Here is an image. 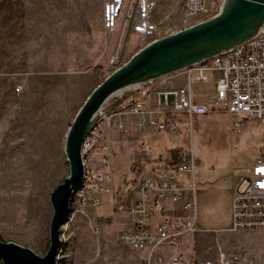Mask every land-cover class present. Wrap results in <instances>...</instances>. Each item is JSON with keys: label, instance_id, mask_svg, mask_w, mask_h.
<instances>
[{"label": "rangeland", "instance_id": "obj_1", "mask_svg": "<svg viewBox=\"0 0 264 264\" xmlns=\"http://www.w3.org/2000/svg\"><path fill=\"white\" fill-rule=\"evenodd\" d=\"M156 1L159 10L150 19L159 24L158 33L180 28L181 2ZM102 3L41 0L36 17L15 32L18 37L11 45L9 37L14 33H2L6 42L0 45V239L39 254L45 253L49 242V193L68 173L63 144L69 123L92 87L142 46L136 32L102 27ZM206 73L207 80L190 76L196 99L216 92L212 71ZM163 76L148 85L168 88L185 79L183 70ZM170 115L179 122L176 128H154L144 134V144L130 147L132 139L117 149L113 188L99 195L97 207L70 202L60 229L56 264H143L147 260L145 249L134 250L118 240V232L129 226V216L114 207L136 195L131 163L147 168L157 158L151 152L162 149L161 143L193 147L195 165L185 176L188 179L194 172L195 211L203 230H198L195 218L196 229L181 234L180 246L156 252L170 259L185 252L192 264H264V227L229 229L233 184L258 157L264 124L250 118L235 132L234 115L217 106L194 115L190 124L180 112Z\"/></svg>", "mask_w": 264, "mask_h": 264}, {"label": "built area", "instance_id": "obj_2", "mask_svg": "<svg viewBox=\"0 0 264 264\" xmlns=\"http://www.w3.org/2000/svg\"><path fill=\"white\" fill-rule=\"evenodd\" d=\"M221 1L181 0V27L190 18L192 22L206 18ZM158 10L156 0H103L101 24L109 31L118 27L119 33L124 28L136 32L144 45L163 35L158 33L159 24L150 19ZM182 70L185 73L182 84L162 89L142 85L127 92L113 109L100 116L82 141L84 177L72 192V204L97 207L99 195L113 188V154L121 145L112 137L111 122L116 117L115 126L128 133L127 125L119 118L121 114L134 118L139 130L149 125L167 131L176 128L179 122L170 115L174 112L184 114L190 124L194 115L206 113L210 106L234 115L231 123L235 132L250 118L264 124V23L256 36ZM207 71H212L216 92L199 100L192 94L190 76L207 80ZM175 160L153 161L133 179L135 197L119 201L114 207L129 216V226L118 232V240L134 250L145 249L147 260L143 264H192L185 252L173 259L156 252L157 248L180 246L181 234L196 229L193 174L189 179L185 176L196 161L192 145L179 147ZM262 185L264 143L258 157L234 183L229 229L264 227Z\"/></svg>", "mask_w": 264, "mask_h": 264}, {"label": "water", "instance_id": "obj_3", "mask_svg": "<svg viewBox=\"0 0 264 264\" xmlns=\"http://www.w3.org/2000/svg\"><path fill=\"white\" fill-rule=\"evenodd\" d=\"M263 23L264 0H222L206 18L154 38L108 72L85 96L66 130L63 150L68 173L49 193L52 214L45 253L0 239V262L56 264L61 225L68 216L72 192L84 177L82 141L103 113L113 109L127 92L256 36Z\"/></svg>", "mask_w": 264, "mask_h": 264}, {"label": "crops", "instance_id": "obj_4", "mask_svg": "<svg viewBox=\"0 0 264 264\" xmlns=\"http://www.w3.org/2000/svg\"><path fill=\"white\" fill-rule=\"evenodd\" d=\"M178 1L180 4L181 0H178ZM40 6H41V0H0V45L2 46V45H4V42H6V38H4L5 34H2V33H4V31H11L14 33V35H12L13 38L9 37V45H11L10 44L11 41L15 40L18 37V33L16 35L15 32L24 30V25H26L28 23V21H30L31 17H33V18L36 17V12L38 11V8ZM33 20L35 22V19H33ZM178 74L179 73H177V75ZM184 81H185V79H184ZM151 87L155 88V89L165 88L164 86H158L157 84H154V83L151 85ZM122 115H124V114H121L119 116V118H121ZM128 116L130 118L127 120L126 119L123 120L121 118L125 122V124L127 125L128 133H126V132L122 133L121 130L115 126L116 117L112 119L111 134H112L113 139L115 140V143L120 144L122 147V143L124 144L127 141H131L132 139H135L133 142L134 144H131L130 147H132V146L134 147V146H138L140 144H144L145 137H146V136H144V134L150 133L149 131H151L155 127L152 125H149L146 127V129L139 130L137 125H136V121L134 120V118H132L129 114H128ZM163 131H167V130H163ZM115 132L118 135L116 138H114V136H113V134ZM263 140H264V137H263ZM159 146H161L163 148L158 150V151H156L155 150L156 148H154V151L151 153L154 154L153 156H157V159H160L161 161L167 162L168 158L165 159V156L167 153L166 151L171 147H165L164 143L159 144ZM120 148L115 149L113 157H114L116 151H118L117 149H120ZM163 149H165V153L161 152ZM155 154H157V155H155ZM163 158L165 160H162ZM133 162H135V161H133ZM140 166H143V165L140 164ZM148 167L145 169V171L148 169ZM112 171H113V169H112ZM193 175H194V172H193ZM232 192H233V189H232ZM231 199H232V197H231ZM196 209H197V205H196ZM201 209H202V201H201ZM126 219H128V216H126ZM230 220H231V218H230ZM200 222H201V218L199 216V211L196 210V225L199 228V229L198 228L197 229L203 230L200 228V226H201Z\"/></svg>", "mask_w": 264, "mask_h": 264}, {"label": "trees", "instance_id": "obj_5", "mask_svg": "<svg viewBox=\"0 0 264 264\" xmlns=\"http://www.w3.org/2000/svg\"><path fill=\"white\" fill-rule=\"evenodd\" d=\"M177 149H178V147H171V148H169L166 151L167 153H166L165 159L168 158V160L169 159L173 160L176 157ZM153 160L155 161V160H157V158H155ZM140 164L141 163H137L136 164L135 162H132L131 163V166L130 167H131L132 172H133V179H136L137 176L140 174V172H142L143 169H146V168H143V166H140ZM0 264H2V263L0 262Z\"/></svg>", "mask_w": 264, "mask_h": 264}, {"label": "snow or ice", "instance_id": "obj_6", "mask_svg": "<svg viewBox=\"0 0 264 264\" xmlns=\"http://www.w3.org/2000/svg\"><path fill=\"white\" fill-rule=\"evenodd\" d=\"M262 187H264V185H262Z\"/></svg>", "mask_w": 264, "mask_h": 264}, {"label": "bare ground", "instance_id": "obj_7", "mask_svg": "<svg viewBox=\"0 0 264 264\" xmlns=\"http://www.w3.org/2000/svg\"><path fill=\"white\" fill-rule=\"evenodd\" d=\"M163 77H165V76H163Z\"/></svg>", "mask_w": 264, "mask_h": 264}]
</instances>
